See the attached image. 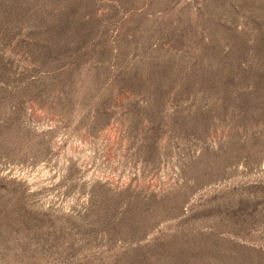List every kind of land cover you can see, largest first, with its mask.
<instances>
[{
	"label": "rangeland",
	"instance_id": "374dc122",
	"mask_svg": "<svg viewBox=\"0 0 264 264\" xmlns=\"http://www.w3.org/2000/svg\"><path fill=\"white\" fill-rule=\"evenodd\" d=\"M0 264H264V0H0Z\"/></svg>",
	"mask_w": 264,
	"mask_h": 264
}]
</instances>
